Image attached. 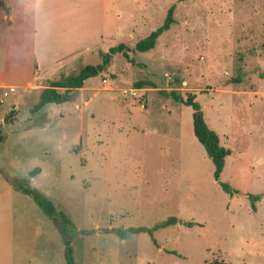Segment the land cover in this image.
I'll list each match as a JSON object with an SVG mask.
<instances>
[{
  "label": "rangeland",
  "instance_id": "374dc122",
  "mask_svg": "<svg viewBox=\"0 0 264 264\" xmlns=\"http://www.w3.org/2000/svg\"><path fill=\"white\" fill-rule=\"evenodd\" d=\"M122 1L106 0L107 18L138 11L147 18L138 17V32L106 35L93 54L41 79L30 56L6 53L7 0L0 3V96L17 88L0 101V264H69L61 213L73 222L76 264H264V0ZM173 5L176 23L155 48L136 50ZM121 43L135 63L116 54L73 101L32 112L52 81L101 64L102 53ZM27 68L36 80L25 89ZM173 93L196 95L232 150L221 181L233 196L214 178L193 108ZM10 179L51 200L56 215ZM171 218L182 223L155 231L159 247L147 233H116Z\"/></svg>",
  "mask_w": 264,
  "mask_h": 264
},
{
  "label": "crops",
  "instance_id": "0c3cea01",
  "mask_svg": "<svg viewBox=\"0 0 264 264\" xmlns=\"http://www.w3.org/2000/svg\"><path fill=\"white\" fill-rule=\"evenodd\" d=\"M127 2L129 0L118 3ZM137 3L138 0H134V4ZM146 3H151V0L143 4ZM106 6V0H7L6 53L10 55L13 50L21 57L30 56L33 71L40 78L67 68L79 56L93 54L109 37L106 35L135 34L140 28L138 17L141 23L147 19L143 15L138 16V11L131 13L132 9H116L113 17L107 18ZM23 73L24 78L19 82L25 83L22 85L26 89L36 76L33 73L32 77L28 68ZM4 75L0 69V87Z\"/></svg>",
  "mask_w": 264,
  "mask_h": 264
},
{
  "label": "trees",
  "instance_id": "16d2710c",
  "mask_svg": "<svg viewBox=\"0 0 264 264\" xmlns=\"http://www.w3.org/2000/svg\"><path fill=\"white\" fill-rule=\"evenodd\" d=\"M175 13V5H173L167 14V17L164 23L154 30L148 37L140 40L137 42L135 48L141 52H147L151 49L155 48L159 38L171 27L176 23V19L174 16ZM130 47L125 44L121 43L117 46L111 47L108 52L102 53L103 61L101 64L98 65H87L84 69H82L77 75H63L60 80L52 81L50 86L45 88L42 91L40 101L34 106L32 109L33 113L41 112L47 105L49 104H62L66 102L73 101L75 97V92L82 89L85 85V82L93 77L99 76L105 72H107L111 65L114 58V55L122 53L124 56L131 62L135 63V60L130 58L129 56ZM145 83L141 82L138 84V88H144L143 86ZM177 101H181L187 106L193 108V121H194V133L198 140L203 144L205 147L209 157L212 159L215 172L214 178L217 181H221L222 174L224 169L226 168L227 157L232 154V150L223 146L221 143V139L219 134L210 127L208 121L205 117V112L200 102H198L196 95L188 96L186 99L183 97H179L176 93L172 94ZM15 113L13 110L12 114ZM6 136L4 135L3 131L0 130V145L5 142ZM40 173V169H35L31 172V176L35 177ZM10 182L15 186L18 190L23 191L25 194L30 195L35 202L50 216H54L57 213L56 207L45 196L40 194L37 190L32 189L28 186H23L15 181L10 179ZM221 186L233 196L237 191L234 190L228 182L221 181ZM62 215V231L65 235V243H66V258L69 264H76L74 258V249L72 247V232L71 226L73 222L69 219V217L65 213H61ZM180 221L178 218H171L164 223L159 224L154 228L149 227H130L126 229H119L117 230L118 236L120 238L125 239L128 237L129 234H139V233H147L152 237L153 242L159 247V242L155 237V231L160 228H166L171 225H175ZM184 224L188 227H194L196 223L194 222H184ZM204 264H230L223 259H216Z\"/></svg>",
  "mask_w": 264,
  "mask_h": 264
},
{
  "label": "built area",
  "instance_id": "2783aa9c",
  "mask_svg": "<svg viewBox=\"0 0 264 264\" xmlns=\"http://www.w3.org/2000/svg\"><path fill=\"white\" fill-rule=\"evenodd\" d=\"M16 88H9L7 91L4 92V95L0 98L1 103H5L6 99L10 96L11 93L15 92Z\"/></svg>",
  "mask_w": 264,
  "mask_h": 264
},
{
  "label": "water",
  "instance_id": "95a60500",
  "mask_svg": "<svg viewBox=\"0 0 264 264\" xmlns=\"http://www.w3.org/2000/svg\"><path fill=\"white\" fill-rule=\"evenodd\" d=\"M113 231H115V230H113V229H107V228H100V232L101 233H110V232H113Z\"/></svg>",
  "mask_w": 264,
  "mask_h": 264
}]
</instances>
